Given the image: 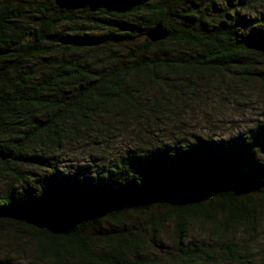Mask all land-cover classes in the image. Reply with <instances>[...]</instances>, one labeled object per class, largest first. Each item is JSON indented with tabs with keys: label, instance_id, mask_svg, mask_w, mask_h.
Masks as SVG:
<instances>
[{
	"label": "trees",
	"instance_id": "16d2710c",
	"mask_svg": "<svg viewBox=\"0 0 264 264\" xmlns=\"http://www.w3.org/2000/svg\"><path fill=\"white\" fill-rule=\"evenodd\" d=\"M255 2L0 0V264H264L233 231L264 221ZM158 23L167 38L151 42ZM209 87L225 104L263 93L262 111L225 137L185 132ZM81 144L102 162L72 174L58 154ZM193 223L219 246L190 240ZM167 224L169 256H143Z\"/></svg>",
	"mask_w": 264,
	"mask_h": 264
},
{
	"label": "rangeland",
	"instance_id": "374dc122",
	"mask_svg": "<svg viewBox=\"0 0 264 264\" xmlns=\"http://www.w3.org/2000/svg\"><path fill=\"white\" fill-rule=\"evenodd\" d=\"M221 1L224 0H191L193 5L197 7V9L204 11L208 9V12L213 14L216 13L211 8V6H215L220 8ZM226 1V0H225ZM250 2L251 0H232L234 4H241L245 2ZM255 11L253 14L264 13V0H256L254 3ZM219 10V9H217ZM180 47H172L170 49L175 51H180L178 49ZM171 51V50H170ZM213 87H216V81L213 84ZM219 91V90H218ZM211 89L210 87L201 92L200 95L205 96L206 98L202 100H191L189 105L191 106L188 109V114L180 119L181 122L177 123L179 118L169 119L170 123H177L178 125H182L183 130L185 132H194L197 134H206V133H214L219 135L220 137H225L231 134H234L238 131H241L249 122H251L257 115H259L261 108L258 105H262L260 99H263L261 95L263 93H259L258 91H254L253 96L249 94L241 96L236 102L225 104L226 100H219L220 93ZM218 97V98H216ZM216 98V99H215ZM260 98V99H259ZM206 112V113H205ZM170 126V129H174L176 131L177 126ZM182 129V128H181ZM173 131V130H171ZM60 163L59 165L62 168H65L67 172H84L89 171L90 166L93 164L92 162L98 161V163L102 162L103 155L101 158H93V161L89 158L88 147L77 145V146H65L63 147L58 154ZM79 165H86L89 169H80ZM81 167V166H80ZM145 219L137 220L136 226L140 229L142 236L145 239L149 238L150 229ZM262 227L259 228L257 236L249 238V236L245 235L246 233L243 231H234L239 240H243L247 245L250 246L251 249L255 251H259L260 248L264 247V221H262ZM211 226L209 224L203 223H193L191 232L189 234V239L194 240L196 243L203 244L206 247H214L219 246V241L216 240L214 235L210 234ZM172 226L171 224H167L164 228L162 234L156 238L154 242H148L147 248L143 250V256L152 257L154 255L164 257L166 255L169 256V251L172 250ZM230 234V233H229ZM255 238V239H254ZM22 238L21 241H23ZM217 243H216V242ZM260 254V253H258ZM169 264H184L182 262ZM204 264V263H199ZM215 264H229L227 261L217 262Z\"/></svg>",
	"mask_w": 264,
	"mask_h": 264
},
{
	"label": "water",
	"instance_id": "95a60500",
	"mask_svg": "<svg viewBox=\"0 0 264 264\" xmlns=\"http://www.w3.org/2000/svg\"><path fill=\"white\" fill-rule=\"evenodd\" d=\"M167 31L163 28V26L158 23L154 27H152L147 33L146 37L149 39L151 42H157L161 41L167 38ZM8 53L7 50H1L0 49V56Z\"/></svg>",
	"mask_w": 264,
	"mask_h": 264
}]
</instances>
